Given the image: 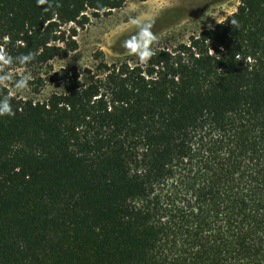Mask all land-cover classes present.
<instances>
[{
  "label": "trees",
  "instance_id": "1",
  "mask_svg": "<svg viewBox=\"0 0 264 264\" xmlns=\"http://www.w3.org/2000/svg\"><path fill=\"white\" fill-rule=\"evenodd\" d=\"M126 1L0 0V51L33 55L0 74ZM152 47L56 71L42 101L0 84V264H264V0Z\"/></svg>",
  "mask_w": 264,
  "mask_h": 264
},
{
  "label": "rangeland",
  "instance_id": "2",
  "mask_svg": "<svg viewBox=\"0 0 264 264\" xmlns=\"http://www.w3.org/2000/svg\"><path fill=\"white\" fill-rule=\"evenodd\" d=\"M241 0H127L111 12L91 16L90 22L78 28L76 50L66 57H57L39 71L29 72L28 86L13 94L35 101L46 99L51 93L60 91L63 83L51 81L56 71L76 68L81 73L92 67L96 59L113 61L125 57L128 52L122 47L123 41L135 35L137 28L129 20L138 18L151 22L156 38L174 36L186 39L203 28H210L236 11ZM72 24L66 26V29ZM34 73H39L43 83H35Z\"/></svg>",
  "mask_w": 264,
  "mask_h": 264
},
{
  "label": "clouds",
  "instance_id": "3",
  "mask_svg": "<svg viewBox=\"0 0 264 264\" xmlns=\"http://www.w3.org/2000/svg\"><path fill=\"white\" fill-rule=\"evenodd\" d=\"M37 5H42L44 0H36ZM130 24L136 26L137 31L135 35L129 37L123 41L122 47L130 55H135L141 62L148 60L154 52L152 45L156 41V36L152 32L151 22L141 21L138 18H132L129 20ZM235 24V21H232ZM33 60L31 52L27 54H21L18 57H12L11 55L5 54L0 51V67H6L12 64L27 65ZM30 80L29 74H24L19 77H13L9 74V71H3L0 74V84L7 82H13V86L18 90H23L28 86ZM14 115L12 111L10 98L5 95L0 97V116Z\"/></svg>",
  "mask_w": 264,
  "mask_h": 264
}]
</instances>
